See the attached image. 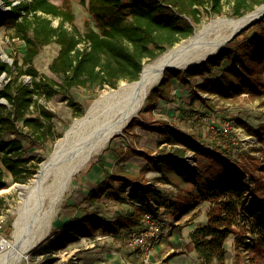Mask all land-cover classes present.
Wrapping results in <instances>:
<instances>
[{
    "label": "trees",
    "instance_id": "1",
    "mask_svg": "<svg viewBox=\"0 0 264 264\" xmlns=\"http://www.w3.org/2000/svg\"><path fill=\"white\" fill-rule=\"evenodd\" d=\"M4 1L6 8L0 9V27L13 29L12 37L24 41L25 53L22 61L18 55H12V64L0 58V80L2 75L7 77L0 89V189L8 186L5 170L12 174L14 182L20 183L28 182L37 172L42 159L27 155L26 141L31 146L43 145L55 136L52 121L56 113L39 102L40 96L50 99L56 94L64 95L75 115L81 116L84 107L72 97L71 89L116 88L123 80L139 79L145 62L192 35L203 13L222 14L224 5V0H80L95 22V27L90 26L81 34L75 26V14L67 6L52 0ZM262 3L264 0H233V14L242 16ZM54 19L58 20L57 24ZM242 33L243 37H235L222 51L195 68L165 70L161 82L149 92L146 106H154L160 99L170 100L173 79L191 84L198 76L204 79L195 84L191 105L200 100L207 108H213L212 98L201 92L222 100L244 93L263 98L264 18L254 23L248 33ZM52 42L59 45V51L49 69L59 80L34 64L43 47ZM216 68L220 69L218 75H215ZM25 75L31 77L32 84L25 83ZM245 126L252 134H264L261 128L254 129L246 123ZM159 130L172 150L144 156L160 171L161 178L172 183L173 176L180 177L194 187L187 191L185 199L169 205L170 211L184 214L203 201L214 203L208 211L207 222L191 234L199 257L225 264V244L230 235L234 236L237 248L244 245L259 248L264 243V175H254L221 152L202 147L194 134L168 124ZM188 150L208 158L210 163L189 172L181 169L186 164ZM247 177L251 178L254 193L261 200L256 206L247 203L244 188ZM141 178L126 173L120 176L125 188L122 200L130 199L135 205L131 211L119 213L113 221L87 211L60 227V245L94 237L100 232L122 234L140 223L141 213L151 210L153 204L160 208L162 191L153 182H141ZM112 186L114 183H104L93 190L88 197L90 204L105 197ZM3 203L4 197L0 196V212Z\"/></svg>",
    "mask_w": 264,
    "mask_h": 264
},
{
    "label": "rangeland",
    "instance_id": "2",
    "mask_svg": "<svg viewBox=\"0 0 264 264\" xmlns=\"http://www.w3.org/2000/svg\"><path fill=\"white\" fill-rule=\"evenodd\" d=\"M16 1L17 0H15V2ZM52 1L67 6L74 12L75 26L79 33L84 34L88 27H95V22L92 15L88 12L87 6L82 4L80 0ZM232 5L233 0H224L222 14H207L205 12L203 13L201 23L196 26H200L211 18L217 16L237 17L233 14L234 11ZM5 8V1L0 0V9ZM208 9L210 10V7ZM53 21L55 24L58 23L57 19H54ZM250 28L251 27L244 32L248 33ZM13 32L14 31L11 28L5 26L0 27V58L10 64L13 63L12 55H18L22 61V57L25 53L24 41L18 37L13 38ZM238 36L243 37L244 33H240ZM80 45L82 46L83 42L80 43ZM58 51L59 45L56 42L45 45L40 54L34 60V64L40 71L59 80V77L49 69V64L57 56ZM3 53H5L6 56H4ZM226 64V62L223 63V66H226ZM219 73L220 69L216 68L215 75H218ZM23 78L25 83L32 84L30 76L25 75ZM203 79L204 77L198 76L193 78L191 84H182L175 78L173 79L170 100L167 101L160 99L151 107L146 106L147 101L144 103L139 114L135 116L120 133L115 134L109 143L101 149L86 166L74 175L69 190L66 192L57 207L50 231L40 242L27 252L26 256L19 264L57 263V260L54 261L47 256V252L56 250V248L61 250V252L70 253V256L66 253L68 254L67 259L61 261V263L77 264L75 262V258H77L80 264L83 258L82 255H84L88 249L94 248H91L90 242L87 243L82 239L84 237L80 238L78 241L60 245L59 229L62 226L64 216L69 213H75V205L73 203H80L79 201H82V193L84 192L83 182L86 181L88 173L92 170V166L99 159L101 160L103 157H106L110 151H115L119 155L133 156L137 166L144 163V158L147 159L144 155H154L161 152L171 151V145L165 141V136L159 130V128L165 124L173 125L181 131L194 134L197 137V140L202 144V147L213 150L214 152H221L228 160L238 163L240 167H245L248 171L250 170L252 174L258 176L264 175V134L261 136L252 134L245 126L246 123L254 129L261 128L264 131V97L253 98L248 93H244L229 100H222L217 96L201 92L203 96L212 98L211 104L213 105V108H207V106H205L200 100L194 105H191V94L195 89L194 86L197 82H200ZM6 81V75H2L0 89L3 88ZM124 82L129 81L123 80L119 85ZM111 88L112 87L107 86L101 90H94L90 87H75L71 89L70 93L75 101L79 102L84 107L85 113L91 102L101 92ZM2 102L7 101L2 100ZM39 102L56 113V117L52 121L55 131L53 139H49L43 145L31 146L27 141L25 142L27 155L32 157V159L40 158L42 159V162L52 153L56 142L65 134L74 119L78 116L75 115L74 110L68 104L67 97L64 95L56 94L50 99L40 96ZM202 111H206L205 114H202ZM133 120H135V122L131 125ZM22 121L23 120H20V124H22ZM227 121H230L232 124L230 132L222 133L214 130L215 132L212 133V129L221 127ZM129 125L131 126L129 127ZM140 156H143L144 158L138 159ZM105 159L106 161H110L107 158ZM186 163L190 168L196 169L197 167H206L210 163V160L199 154L195 155L193 151L188 150ZM0 164L2 165L1 160ZM155 174L157 173L152 170L147 176L145 175V177L141 178V182H153L157 183L156 185L159 186L161 182H157V175ZM33 176L26 183L14 182L12 174L5 170L4 177L8 182V186L0 189V196L4 197V203L0 215H3L6 220L3 231V236L6 239H11L13 220L16 216V210L19 207V201L21 198L17 185L29 183ZM183 181L181 180V184L185 185ZM245 181L248 183V191L246 192L247 203L250 206H256L261 200L257 198L254 193V183L251 182L250 177H247ZM79 185H81L82 188ZM159 187L164 190L171 189V191H175V187L173 186H171V188L168 186ZM174 193L176 194L178 192L176 191ZM105 208L107 209L105 212L108 216L111 217L115 215V212H111L112 208H108V206ZM158 209L160 210V208ZM166 229L165 226L164 231H166ZM249 235H251L250 232ZM102 240H105V242L102 243ZM247 241H249V238H247ZM95 243L97 244L96 249L99 253L109 252L112 257H117V260L110 257L112 264L116 263V261H118V264H137L133 258L126 256L128 254L127 252L123 256L121 252H114L113 250L115 249L109 245L112 244L110 240L101 239ZM125 244L126 243L124 242L122 245L126 246L127 244ZM227 249L228 253L225 264H264V243L260 245L259 248H248L244 245L240 246L239 249H236V247L234 248L232 243L229 242L227 243ZM102 259L107 260V257L104 255L102 256ZM144 264H152V262L148 260L147 262L144 261ZM195 264L197 263L195 262ZM198 264H219V262L216 261V259L206 262L202 260V262Z\"/></svg>",
    "mask_w": 264,
    "mask_h": 264
},
{
    "label": "bare ground",
    "instance_id": "3",
    "mask_svg": "<svg viewBox=\"0 0 264 264\" xmlns=\"http://www.w3.org/2000/svg\"><path fill=\"white\" fill-rule=\"evenodd\" d=\"M260 9L264 10V4ZM251 16L211 18L196 26L192 35L145 62L139 79L101 92L86 112L74 119L32 180L17 185L21 198L11 239L0 240V264H19L48 234L74 175L139 114L165 70L189 68L220 51L227 39L253 19Z\"/></svg>",
    "mask_w": 264,
    "mask_h": 264
},
{
    "label": "crops",
    "instance_id": "4",
    "mask_svg": "<svg viewBox=\"0 0 264 264\" xmlns=\"http://www.w3.org/2000/svg\"><path fill=\"white\" fill-rule=\"evenodd\" d=\"M105 158L109 159L110 161H106ZM141 158L143 159L144 157L140 156L138 159ZM134 160V157L131 155H119L115 151H110L106 157L96 161V163L92 166V170L88 173L86 181L83 182L84 192L82 193V201H79L80 203H73L75 205V213H69L65 215L62 225L71 221L75 217L83 216L87 211L102 214L108 219L110 218L111 221L117 219L119 213H128L134 208L135 205H133V202L130 199H126L125 201L122 200L125 199V188L120 176L122 173H126L131 176H141L143 178L153 170L157 173L155 174L157 175V182H161L159 186H168L170 188L173 186L175 187V191H171V189L164 190L163 188L157 186V183H154V185H156L162 191L163 198V204H161L160 210L157 214L163 220L164 227L166 226L167 229L157 242L154 250L150 254V259L148 260H150L152 264L201 263L203 259L199 257V254L192 241L191 234L196 227L207 222L208 211L214 203L210 201H203L188 213L173 214L168 206L176 201L185 199L187 191H191L194 188L193 184L190 182H185L180 177L175 176L172 177V183L166 181L165 179L161 178L162 174L160 171L157 170L151 163H149L147 159L144 158V163L140 166H137ZM113 177L117 178L114 179ZM181 180L183 183H185V185L181 184ZM104 183L109 185L110 183H114V186L107 190L105 197L98 199L94 204H90L88 200L90 193ZM79 186L81 187V185ZM176 191L178 193L175 194L174 192ZM106 206H108V208H112L111 212H115L114 216L110 217L106 214ZM138 225L139 222L136 226ZM127 230L125 229L121 235H111L100 232L94 237L82 238L87 243L90 242L91 248L94 249H88L87 252L82 255L83 258L80 264H112L110 259L112 255L109 252L99 253L96 249L97 244L95 242L101 239L110 240L112 244L109 245L115 249L113 250L114 252H121L122 256L127 252V257L133 258L137 264H144V260L139 253L135 252L131 248H128L126 244V246L122 245L125 242L123 237ZM97 237L100 238L98 239ZM101 242L104 243L105 240H102ZM229 242L232 243L234 248H240H237L235 245L233 235H230L226 240V249L227 243ZM54 251L56 252L55 255L52 254ZM66 253H68L70 256L69 252H61V250L56 248V250L47 252V256L54 261L57 260V263L54 264H63L61 261L67 259L68 254ZM104 255L107 257V260L102 259V256ZM112 258L117 260L116 256ZM204 262H206V260H204ZM114 264H118V261H116Z\"/></svg>",
    "mask_w": 264,
    "mask_h": 264
},
{
    "label": "built area",
    "instance_id": "5",
    "mask_svg": "<svg viewBox=\"0 0 264 264\" xmlns=\"http://www.w3.org/2000/svg\"><path fill=\"white\" fill-rule=\"evenodd\" d=\"M231 125H232L231 122L227 121L221 127L212 129V133L215 132L214 130H217L218 132H222V133H228L231 131V127H232ZM184 161L186 163L187 155L184 158ZM181 169H188L187 172L192 170V168H190L187 163L184 166H182ZM247 187H248V183L245 181V185H244L245 192L248 191ZM129 190L130 189H127V192H129ZM135 204L140 205L139 203H135ZM157 209H158L157 204H153L151 210L143 211L141 213L139 225L128 230L123 237L127 246L132 250L139 252V254L141 255V257L145 262L148 261L151 252L154 250L157 242L164 233L163 220L158 216ZM5 223H6L5 217L3 215H0V240L6 239L3 236ZM97 238L99 239L100 237ZM52 254L55 255L56 252L54 251ZM75 259H76L75 262L78 264L77 258Z\"/></svg>",
    "mask_w": 264,
    "mask_h": 264
},
{
    "label": "water",
    "instance_id": "6",
    "mask_svg": "<svg viewBox=\"0 0 264 264\" xmlns=\"http://www.w3.org/2000/svg\"><path fill=\"white\" fill-rule=\"evenodd\" d=\"M264 3L260 4L259 6H257L255 9L245 13L244 15L242 16H239L240 18L238 19H241L243 17H246L248 15H252L251 16V21H249L248 23H246L238 32L234 33L229 39H227L226 43L224 44L226 46V44L233 40L235 37H237L240 33H242L243 31H245L246 29H248L249 27H251L254 23H256L258 20H261L264 18V10L260 9V6L263 5ZM225 46L220 50L222 51ZM219 52V51H218ZM218 52H216L215 54H217ZM215 54H211L209 56H207L205 59H203L202 61L198 62L197 64H195L194 66H191L189 68H195L198 64L202 63L204 60L206 59H209L211 56L215 55ZM187 69V68H186ZM168 70H179V69H176V68H173V69H168ZM142 73V72H141ZM141 76V74H140ZM161 82V80L158 82V84Z\"/></svg>",
    "mask_w": 264,
    "mask_h": 264
}]
</instances>
